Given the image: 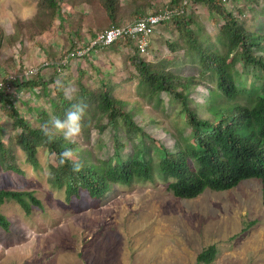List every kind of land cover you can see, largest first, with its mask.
<instances>
[{
    "label": "rangeland",
    "instance_id": "374dc122",
    "mask_svg": "<svg viewBox=\"0 0 264 264\" xmlns=\"http://www.w3.org/2000/svg\"><path fill=\"white\" fill-rule=\"evenodd\" d=\"M41 1L0 0V79L9 72H25L28 67H34L48 81L52 78L65 80L68 83L65 88L74 90L73 97L79 90L77 77L83 72V83L89 88L98 90L101 82L110 85L113 97L124 103V111L135 115L133 118L137 123L146 118L154 119L160 123V129L172 133L176 132V124L185 126L186 117L178 112L181 108L176 110V107L171 113L169 99L157 108L156 103H150L142 96L136 67L131 61L136 53L131 48L112 46L102 49L85 60L71 62V66L54 76V68L63 64L67 53L79 46L78 42L80 45L86 43L88 35L108 29L111 21L97 0L92 3L59 0L61 11L58 15H54L47 4L39 6ZM118 1L119 25L137 18L132 14L135 7L140 6L148 13L171 2ZM240 1L238 8L248 9L250 5L259 9L254 13L247 12L245 18L256 22L247 25L249 31L258 29L259 23H264V14H261L264 0H256V4L250 3L251 0ZM189 13L198 16L200 24H206L212 35L217 33L218 28L209 23L205 5H198ZM97 26L100 27L92 31ZM172 28H166L164 38L155 40L147 56L141 57L154 66L166 61L168 69L173 71L169 62L182 53L173 54L168 49L167 42L177 39ZM44 63L48 66H43ZM243 71L247 80L243 81L248 86L257 82L255 73L259 72L248 68ZM177 73L183 77L193 74L188 66ZM54 87L50 83L51 92ZM204 96L207 95L203 87L193 89L195 102L191 106L202 118L210 117L201 107ZM39 97L19 90L11 98L21 116L34 126L38 125L37 116L31 115L37 113L35 109H50L42 95ZM9 120L0 109L6 146L10 145L9 138L15 137ZM102 123L105 125L107 121ZM147 132L160 137V131L152 127ZM121 133L126 138V134ZM113 134L110 128L101 134L93 121L88 129L89 138L82 131L76 139L81 152L72 151L74 157L71 160L78 163L83 158L96 165L104 163L114 153ZM161 139L177 153L170 135L161 134ZM125 153L126 148L122 151ZM37 158L39 164L33 166L23 153H19L17 163L23 174H0V191L34 192L44 207H32L31 214H27L19 203L10 201L0 208L12 223L10 231L0 228V264H199L198 255L211 246L218 251L212 264H264V205L259 179L244 181L228 191L206 190L190 200L176 198L169 191L168 183L158 178L134 181L130 185L114 184L98 201L83 193L79 198L69 199L65 186L53 187L48 180L49 172L58 165L57 156L41 147Z\"/></svg>",
    "mask_w": 264,
    "mask_h": 264
},
{
    "label": "trees",
    "instance_id": "16d2710c",
    "mask_svg": "<svg viewBox=\"0 0 264 264\" xmlns=\"http://www.w3.org/2000/svg\"><path fill=\"white\" fill-rule=\"evenodd\" d=\"M97 1L105 9L111 25H119V1ZM183 1L171 0V8H180ZM240 2L191 0L181 16L156 29L149 51L155 40L164 38L166 28L173 26L172 30L177 33L176 40L166 43L173 54L182 53L169 62L173 71L168 69L166 61L155 66L148 63L142 58L147 55L136 51L132 40L126 42L127 48L137 54L131 57V61L136 67L142 96L150 103H156L157 108L169 99L171 113L180 107L179 114L186 117L185 126L176 124L174 133L160 129V123L154 119L146 118L137 123L133 118L135 115L124 111V103L113 97L110 85L101 82L98 90L89 88L83 83V72H79L76 80L79 90L71 99L65 95L64 89L68 85L65 80L48 81L41 74L30 79L24 71L9 72L0 79L3 84L10 83V90L6 86L0 88V109L9 117L15 137L9 138L10 145L6 146L3 141L5 125L0 123V174H23L17 163L19 153L25 155L28 163L37 166L38 150L46 147L58 158V165L49 172V183L53 187L65 186L69 199L79 198L83 193L98 201L114 184L130 185L134 181L158 178L168 183L169 191L176 198L190 200L206 190L228 191L244 180L259 179L263 184L264 205V23H259L258 29L249 31L247 25L251 22L255 25L256 22L245 19L246 14L259 9L250 5L248 9L238 8ZM250 3L256 4V0ZM43 4H47L54 15L61 11L59 0H42L39 6ZM198 5L208 8L209 23L218 28L215 35L211 34L206 24H200L198 16L190 15V10L197 9ZM262 10L261 14H264ZM144 11L140 6L135 7L132 11L133 17H137L135 20L146 15ZM127 15L130 16L129 11ZM77 36L81 37V34L77 33ZM185 66L193 74L183 77L177 73ZM245 68L259 72L255 73L257 82L248 86L243 81L246 80ZM50 83L55 85L53 92L50 91ZM196 87H203L206 91L201 107L210 117L202 118L191 106L195 102L192 91ZM19 90L29 91L37 98L42 95L50 104L49 110L35 109L37 113H30L32 117L37 116L38 125L34 126L21 116L13 103L11 98ZM75 104L86 105L82 131L88 138V129L93 121L101 134L108 128L114 132V153L100 165L83 158L82 162L67 160L61 165L60 155L65 150L81 152L78 141L68 142L59 132L45 134V126L51 131V121L55 118L63 120ZM166 110L163 107L165 113L168 112ZM104 120L107 121L105 125L102 123ZM151 127L160 131V137H153L147 132ZM121 132L126 134V138ZM161 134L171 136L177 153L165 145ZM124 148L127 153L122 154ZM75 164L80 165L79 171L73 170ZM10 201L19 203L27 214H31L32 207L44 208L34 192L1 190L0 208ZM11 225L10 219L0 212V228L10 231ZM217 252L215 246L202 251L197 257L198 263L212 264Z\"/></svg>",
    "mask_w": 264,
    "mask_h": 264
},
{
    "label": "clouds",
    "instance_id": "9594fccd",
    "mask_svg": "<svg viewBox=\"0 0 264 264\" xmlns=\"http://www.w3.org/2000/svg\"><path fill=\"white\" fill-rule=\"evenodd\" d=\"M166 7H170L171 8V2H170L169 5H166L164 7L156 9V10H154L152 12H148L146 15H143V16H147L148 14L158 13V11L160 9H164ZM143 16H140V17H143ZM140 17H138V19ZM174 18H176V17H173L172 19H170L168 21H165V22L161 23L160 25H158L155 28V31H156L157 28H159L160 26H162L166 22H171V20H173ZM137 20H135L133 22H129V23L125 24V25H117L116 26V25L112 24V25L109 26L108 29L97 33L95 36L88 35L89 36L88 41L86 43L85 42L81 43L82 45H80L79 42H78L79 46L77 48H75L73 51H71L70 53H67L63 64H60L56 68H54L55 73L53 75L55 76L57 74V72H60L62 69H65L67 66H71L70 65L71 62L76 63L75 61L85 60V59L89 58L90 56H92L93 54H96L99 51H102V49L104 50V49L110 48L112 46L127 47L126 46V42L129 41V40L133 41V44H134L133 46H134V49L136 51H138L140 54H146L147 55L150 52L149 48H150V44L152 43V38H153V36L155 34V31L152 34V36L149 38V44H148L145 52L141 51V49L139 48L138 42H136L131 37H124V36L114 40L113 42H111L109 44H95L94 45V43L97 41L98 37L101 34H104L106 31H108V30H110L112 28H120V27L129 25V24H132V23L136 22ZM87 48H90V51L87 52L86 54H84L83 56H80V57L79 56H75V57L71 56L73 53L76 54L79 51H85ZM43 66L47 67L48 64L44 63ZM59 68H61V69H59ZM30 71H32V73H30ZM24 74L27 75L30 79H32L33 76L39 74V70L34 68V67H28V69L24 72ZM52 79H54V78H52ZM58 84H59V82H58ZM59 86L63 87L62 85H59ZM64 91H65L66 97L68 99H71L72 98V92L74 90L69 87V88H65ZM196 96L198 97L199 95H196ZM85 110H86V105H84V104H75V105H73L70 108V110L66 112L65 117H64L63 120H61L59 118H55V119H53L51 121V125H52L51 131L48 129L47 126H45V128H44L45 134L46 135H51L52 132H59V133L63 134L64 139L66 141L71 142V143H75L76 139L81 135V132H82V128H83L82 119H83V117L85 115ZM73 157H74V153L72 152V150H70V149L65 150L60 155L59 163L61 165H63L65 163V161L71 160V159H73ZM73 170L74 171H79L80 170V165L79 164H75ZM248 180H254V179H248ZM255 180H258V179H255ZM244 181H247V180H244ZM244 181H242V182H244ZM262 190H263V184H262ZM262 200H263V197H262Z\"/></svg>",
    "mask_w": 264,
    "mask_h": 264
},
{
    "label": "built area",
    "instance_id": "2783aa9c",
    "mask_svg": "<svg viewBox=\"0 0 264 264\" xmlns=\"http://www.w3.org/2000/svg\"><path fill=\"white\" fill-rule=\"evenodd\" d=\"M191 3V0H184L180 8H170L166 7L160 9L158 13L148 14L147 16L140 17L136 22L120 27L112 28L106 31L104 34H101L95 44H109L114 40L121 37H131L139 44V48L142 52L146 51V48L149 44V38L155 31V28L161 23L172 19L173 17H179L184 13L185 8ZM90 51V48H87L85 51H79L76 54L73 53L71 56H83ZM32 73V71H30ZM8 87L10 90V83L3 84L0 82L1 87Z\"/></svg>",
    "mask_w": 264,
    "mask_h": 264
}]
</instances>
